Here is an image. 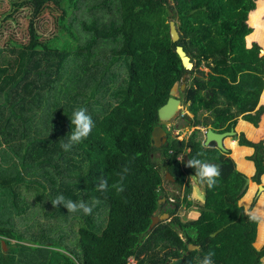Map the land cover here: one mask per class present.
<instances>
[{
	"label": "trees",
	"instance_id": "trees-1",
	"mask_svg": "<svg viewBox=\"0 0 264 264\" xmlns=\"http://www.w3.org/2000/svg\"><path fill=\"white\" fill-rule=\"evenodd\" d=\"M50 6L58 11L55 30L42 37L36 20ZM16 7L29 10V23L25 41L9 37L0 46V264H128L131 256L135 264L178 256L180 264H200L209 251L214 264H260L264 196L257 205L259 246V217L239 202L245 176L238 170L251 172L241 159L247 149L227 140L237 170L229 149L202 145L196 126L226 131L239 117L256 127L253 141L264 136V0H22ZM175 44L191 68L181 65ZM174 83L184 84L179 97L191 115L180 119L194 128L186 139L169 136L156 147L157 109ZM81 107L94 128L64 151ZM239 129L252 137L250 125ZM237 144L252 148L245 159L254 169L249 180L258 184L263 142L239 132ZM157 152L173 178L167 182L182 186L183 195L162 188ZM183 155L219 165L215 186L202 183ZM125 167L123 193L97 190V177L111 186ZM188 174L202 185V200L195 217L181 219L178 205L191 203ZM249 188L245 204L254 184ZM60 195L83 200L92 213L54 208ZM157 210L169 218L149 228Z\"/></svg>",
	"mask_w": 264,
	"mask_h": 264
},
{
	"label": "rangeland",
	"instance_id": "rangeland-1",
	"mask_svg": "<svg viewBox=\"0 0 264 264\" xmlns=\"http://www.w3.org/2000/svg\"><path fill=\"white\" fill-rule=\"evenodd\" d=\"M22 0H0V46L9 43L7 40L9 37L14 38V39H19L21 41H25L28 38V23H29V10L27 8L21 7L17 8L16 3L21 2ZM58 11L53 9V6L47 7L44 9V11L41 13V15L37 18L36 20V27L38 32L42 35V37H47L51 36L54 33L55 30V17L57 16ZM248 17V15H247ZM262 53V52H260ZM199 68L203 69V71H207V66L205 64L200 63ZM264 77V75H263ZM180 84L183 83H175L174 88L176 89ZM184 88V84H183ZM182 90V89H181ZM180 91V90H179ZM181 105V110L182 111H187L184 107V105L180 102ZM188 112V111H187ZM189 113V112H188ZM190 115V113H189ZM191 116V115H190ZM239 118V117H237ZM236 118V120H237ZM170 123L172 125H175L174 127H170L171 131V136L175 137L176 139H186L190 131L194 128L193 126H188L186 125L182 119H180V116L174 117L170 119ZM252 127V126H251ZM201 129L202 134H198V137L202 140L203 139V128L199 127ZM235 129L236 132L239 131L238 129V121L235 124ZM244 135L246 136L247 140H249L252 143L258 142L253 141V138H248L250 134L246 132V130H243ZM237 135V134H236ZM233 138V137H232ZM231 152V150H229ZM155 156V162L157 164V167L161 170V173L166 175L167 170H165L164 163L165 161L162 160L159 152L154 154ZM243 154L241 155L242 158ZM179 158V157H178ZM237 167V166H236ZM246 175V174H245ZM247 177L250 175L247 174ZM248 177V178H249ZM261 178L259 179V184L264 185L263 177L260 176ZM167 180L172 181L171 179L167 178L165 176V180L163 181L162 188L168 192L167 195H169L171 192H175L177 194L183 195V187L181 186L179 189H176L172 183L167 182ZM186 182L190 186V192L186 193V197L189 198L191 203L189 205H184V203L180 202V205L177 207V213L178 216L181 219H187V218H192L197 215V206L198 204L201 203V198H202V185L197 183L195 181L194 176L188 174L186 175ZM254 184V189L249 195L246 204L241 201L242 197L239 198V202L244 205V207L249 210L252 214L259 215L256 207L259 204L260 196L264 194V189H260L259 193L256 194V189H257V184ZM249 185L246 187L245 191L249 190ZM243 192V194L245 193ZM256 194V196H255ZM244 198V197H243ZM168 199H171L169 197ZM165 200V197H164ZM163 201V200H162ZM168 203V202H167ZM169 204V203H168ZM163 212V211H160ZM159 210H157L155 213H160ZM259 217V216H258ZM261 220L258 219L256 223V231H258L259 223ZM255 231V232H256ZM257 235V233H256ZM257 237V236H256ZM256 237L254 238L253 244L255 246H259L262 243H257L256 242ZM128 264H135V258L130 257ZM260 264H264V255L261 257V262Z\"/></svg>",
	"mask_w": 264,
	"mask_h": 264
},
{
	"label": "clouds",
	"instance_id": "clouds-1",
	"mask_svg": "<svg viewBox=\"0 0 264 264\" xmlns=\"http://www.w3.org/2000/svg\"><path fill=\"white\" fill-rule=\"evenodd\" d=\"M178 114V113H177ZM71 131L68 133L69 138L67 143H62L61 147L64 151H70L71 148L85 141L94 128V121L91 116L87 113L86 108H79L73 111L72 118L70 119ZM197 128L199 126H196ZM205 130V127H202ZM205 133V131H203ZM198 156H203L204 153H197ZM186 167L195 170V175L200 179L202 183L211 188L215 186L217 178L221 175V170L219 165L209 164L201 159L193 158L187 161ZM128 169L125 167L121 174H119V180L114 182L109 186V182L106 178L99 176L97 177V190L98 191H108L109 188L113 189L117 194H121L125 191L124 179L125 174ZM94 203H99V201H94ZM52 206L55 208L58 205H62L67 209L68 213H78L81 212L83 215H90L93 211V207L83 200L80 202H74L70 199H65L63 195L57 196L51 201ZM214 253L209 251L200 264H214L212 257Z\"/></svg>",
	"mask_w": 264,
	"mask_h": 264
},
{
	"label": "water",
	"instance_id": "water-1",
	"mask_svg": "<svg viewBox=\"0 0 264 264\" xmlns=\"http://www.w3.org/2000/svg\"><path fill=\"white\" fill-rule=\"evenodd\" d=\"M192 12V11H190ZM170 11L167 10V15H170ZM167 25H168V35H169V39L171 41H175L178 38V32L177 29L175 27V23L173 19H169L167 21ZM174 50L176 52V54L179 57L180 63L184 68H191L192 66V62L189 59V56L187 55V53L183 50L182 46L180 44H175L174 45ZM260 52L263 53L262 48H260ZM175 83L172 85V87L170 88V90L168 91V97L166 98L164 104H162L158 109H157V116H158V124L155 125L151 131V136L153 139V144L158 147L161 143V139L163 137V139H165V130L163 128V126H166L170 123V119L174 118L178 112L181 111V105H180V100L178 97H176V92H175V88H174ZM183 89V84L179 85V90ZM190 117L189 113L187 111H184L182 114V118L185 120H188ZM236 135V130L234 129V126H231L229 130L226 131H216L214 129H212L210 126H208L205 129V133H203V139H202V145H208L210 142H214L216 147L222 150H225V146L223 144V139L228 137V136H234ZM183 159L185 161L186 160V156L183 155ZM206 163H210V162H206ZM167 178L173 180L172 176L169 174V172H166L165 175ZM249 178L248 177H244V181L242 184V187L240 189V194H242L248 184ZM260 189H264V185L261 184H257V189H256V194L259 193ZM255 194V195H256ZM164 200V197H162L161 199H159L158 202ZM206 208V207H205ZM169 218V214L167 211H163L160 213H154L151 216V220L149 223V228H152L155 224H157L160 220H165ZM223 226L218 227L217 229H215L214 231H212L210 234L214 235L216 234L217 231H219ZM1 246L4 247L3 242H1ZM197 245L196 244H192V243H188L187 244V248L191 249V248H195ZM182 262V257L178 256L176 258H173L172 260H170V262L165 263V264H180Z\"/></svg>",
	"mask_w": 264,
	"mask_h": 264
},
{
	"label": "crops",
	"instance_id": "crops-1",
	"mask_svg": "<svg viewBox=\"0 0 264 264\" xmlns=\"http://www.w3.org/2000/svg\"><path fill=\"white\" fill-rule=\"evenodd\" d=\"M261 95V94H260ZM260 98V97H259ZM258 105H261V103H259L258 102ZM263 105V104H262ZM263 114V113H262ZM261 114V115H262ZM261 115H260V118H261ZM237 121H238V129H239V125L240 124H248V125H250V126H252V129H253V135H252V137H248L249 139L250 138H254V136L256 135V132H257V129H256V127L252 124V123H250V122H248V121H245V120H242L241 118H237V120L235 121V124L237 123ZM199 128V127H198ZM234 129H235V125H234ZM236 130V129H235ZM239 132H242L243 133V131L241 130V129H239V131L238 132H236V134H238ZM243 135H244V133H243ZM233 137V138H232ZM245 138H246V136H244ZM229 139H231V140H234L235 142H236V145L238 146V148H244V149H247V151H244V154H243V156H242V158L241 159H243V161H245V162H247V163H249L250 164V169H251V172L249 173V175L251 176L252 174H253V171H254V169H253V164H252V162L250 161V160H247V159H245V156H247V155H249L251 152H252V148L250 147V146H244V145H238L237 144V135H234V136H228V138L226 137V139L224 138L223 139V144H224V146H225V148L226 149H229V150H231V152L229 153V156L234 160V162H235V166H237V162L235 161V159L232 157V154H233V151H232V149L229 147V146H227V140H229ZM247 139V138H246ZM259 141H262L263 142V144H264V136L261 138V139H259ZM236 169L238 170V168L236 167ZM241 174H243L245 177H247L243 172H241L240 170H238ZM264 174V173H263ZM260 176H262V174L260 175ZM249 177V176H248ZM261 177H259V179H260ZM250 182V184H253L254 182H252L251 180H249ZM259 184V183H258ZM249 188V187H248ZM250 192V188H249V190L247 191H245V193L243 194L244 196V198L248 195V193ZM256 196V195H255ZM262 196H264V194L263 195H261L260 196V200L262 199ZM242 197V199H241V201H243L244 200V198ZM259 200V201H260ZM246 209V208H245ZM256 209H257V207H256ZM258 211V210H257ZM259 216V220H261V216H260V214L258 215ZM262 221V220H261ZM261 221H260V223H261ZM260 223H259V227H258V231H256V233H257V237H256V242H258V238H259V235H260V232H259V229H260ZM264 243V242H263ZM255 245V244H254Z\"/></svg>",
	"mask_w": 264,
	"mask_h": 264
},
{
	"label": "flooded vegetation",
	"instance_id": "flooded-vegetation-1",
	"mask_svg": "<svg viewBox=\"0 0 264 264\" xmlns=\"http://www.w3.org/2000/svg\"><path fill=\"white\" fill-rule=\"evenodd\" d=\"M181 91V90H180ZM175 92H176V97H178L179 98V100H180V102H181V99H180V97H179V86L175 89ZM175 117H178V115H176ZM171 126H175V125H172L171 123H169L168 125H166V126H163V128H164V130H165V139H163V137H162V139H161V143H160V145L159 146H161L162 144H166V140H167V137H169V136H171V131H170V127ZM207 127H205V129H206ZM199 129V128H198ZM199 130H201V129H199ZM203 130V129H202ZM202 134V133H201ZM158 146V147H159Z\"/></svg>",
	"mask_w": 264,
	"mask_h": 264
},
{
	"label": "built area",
	"instance_id": "built-area-1",
	"mask_svg": "<svg viewBox=\"0 0 264 264\" xmlns=\"http://www.w3.org/2000/svg\"><path fill=\"white\" fill-rule=\"evenodd\" d=\"M183 112H184V111H182V110H181L180 112H178V114H177V115L181 117V116H182V114H183ZM203 131H205V130H203ZM171 199H172V198H171ZM129 258H130V257H129Z\"/></svg>",
	"mask_w": 264,
	"mask_h": 264
},
{
	"label": "bare ground",
	"instance_id": "bare-ground-1",
	"mask_svg": "<svg viewBox=\"0 0 264 264\" xmlns=\"http://www.w3.org/2000/svg\"><path fill=\"white\" fill-rule=\"evenodd\" d=\"M227 138H228V137H227ZM225 139H226V138H225ZM249 182H250V181H248V184H247V186L249 185Z\"/></svg>",
	"mask_w": 264,
	"mask_h": 264
}]
</instances>
